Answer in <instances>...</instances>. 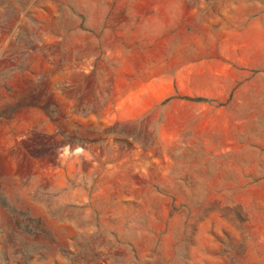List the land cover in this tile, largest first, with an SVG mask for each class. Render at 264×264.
Listing matches in <instances>:
<instances>
[{"label": "rangeland", "instance_id": "1", "mask_svg": "<svg viewBox=\"0 0 264 264\" xmlns=\"http://www.w3.org/2000/svg\"><path fill=\"white\" fill-rule=\"evenodd\" d=\"M0 264H264V0H0Z\"/></svg>", "mask_w": 264, "mask_h": 264}, {"label": "trees", "instance_id": "2", "mask_svg": "<svg viewBox=\"0 0 264 264\" xmlns=\"http://www.w3.org/2000/svg\"><path fill=\"white\" fill-rule=\"evenodd\" d=\"M183 100L189 101V102H203L204 99L202 98H192V97H182Z\"/></svg>", "mask_w": 264, "mask_h": 264}]
</instances>
